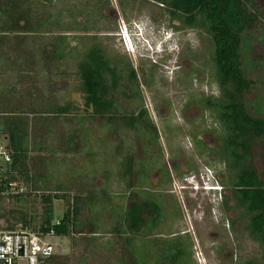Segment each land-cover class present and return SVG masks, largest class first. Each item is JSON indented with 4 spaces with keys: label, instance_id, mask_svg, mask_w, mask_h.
<instances>
[{
    "label": "trees",
    "instance_id": "16d2710c",
    "mask_svg": "<svg viewBox=\"0 0 264 264\" xmlns=\"http://www.w3.org/2000/svg\"><path fill=\"white\" fill-rule=\"evenodd\" d=\"M161 1L174 18L205 31L214 43L211 59L219 93L208 94L204 103L215 110L221 124V155L229 170L223 183L231 190L224 204L239 212L232 225L244 220L250 236L263 249L262 259L248 258L241 264H264V179L253 160L254 142L260 140L264 146V77L259 76L264 57L252 52L254 43L264 48V0ZM56 7V0H0V135L11 153L10 161L0 163V202L17 201L7 210L0 206V229L20 225L54 231L71 237L74 244L79 236L96 251L103 243L105 264H200L189 233L153 234L147 227L142 237L131 234L125 241V213L114 193L105 198L110 190H99L88 177L81 184L73 176L58 177L52 160H58L59 152L77 150L79 139L87 133L86 119L95 114L116 117L108 114L119 108L117 97H110L109 92L119 85L121 72L111 66L101 47L72 44L73 30L89 31L88 18L81 20L73 14L65 18ZM86 35L74 37L84 42ZM74 50L79 53L77 72L86 113H79L71 100L61 101L55 89L44 90L59 62ZM42 70L46 71L43 77ZM131 73L136 74L133 66ZM255 83L263 89L250 99L247 93ZM147 114L143 108L138 115L126 117L129 124H139L141 119L148 123ZM61 199L65 200L63 209L58 206ZM104 233L118 236L99 242ZM116 244L121 246L120 254H114ZM72 258L54 252L45 260L72 264ZM76 264H87L85 254Z\"/></svg>",
    "mask_w": 264,
    "mask_h": 264
},
{
    "label": "rangeland",
    "instance_id": "374dc122",
    "mask_svg": "<svg viewBox=\"0 0 264 264\" xmlns=\"http://www.w3.org/2000/svg\"><path fill=\"white\" fill-rule=\"evenodd\" d=\"M97 2L98 0H56V9H62L65 18L71 17L72 14L82 20L88 18L87 22H89V25H92V22L94 24V16H96L98 22L95 23L100 26L98 30L101 32L98 35L97 41L102 42L110 53L125 56L124 58L131 59L139 69L143 68V70L140 69V78L143 82L144 99H139L138 103L143 101L144 104L151 108L153 120L160 131L161 148L165 156L171 155L174 151V146L179 144H183L186 149L190 150L187 152L182 151L179 155L176 154L178 156L176 160L180 163L179 166L184 168L189 155L191 153L196 154L194 150H191V137H189L188 133L189 125L192 122L188 121V119H194L193 121L197 119L200 122L207 121L206 124L209 122V126L211 125V128L215 129L214 136L201 131V137L212 144H218L219 140L216 132L220 129L217 127L215 111L208 108L204 103L205 97L208 94L219 93V85L214 76L215 68L211 59L214 51L213 41L201 29H188L185 39L191 40V42L185 41L182 43V53L178 57L177 62L174 59L167 61V57L163 60L160 56L161 54H156L155 52L147 53L144 50H140L144 54V56L140 57L138 51L128 50L123 38L113 33L118 29V25L114 28L110 27L115 25L116 19H119L122 15V8L118 3L119 0H112L111 5L108 4L104 7L102 13L110 17H103V19L101 18V11L96 5ZM127 10V16H122L120 22L137 19L141 16L144 18L146 16L147 18V15L153 18V15H155L154 20L157 23H166L167 25L170 17L164 8H160L158 4L151 0H134L132 7ZM176 22L179 23L178 20ZM78 32L82 31L73 30L69 35L70 40L73 42L72 44L79 43L78 37H74L78 36L75 35L79 34ZM106 32L112 33L111 35H107ZM90 41V38H85L84 42L81 41L80 43L85 44V42L90 43ZM252 52L257 58H260V56L264 57V48L260 43H254ZM78 58V52L74 50L66 59L60 61L59 67L54 71L53 79L49 85L44 87V90L45 93H50V89H55L56 96L61 101L71 100L79 106V109H77L79 113H86L83 107L84 94L79 89L81 80L77 72ZM154 58L160 63H156ZM177 64L180 65L177 66ZM45 72L43 70L39 72L41 77H43L42 74L44 75ZM260 72L261 75L259 76L262 79L264 77V70ZM147 74L152 75L150 84H144ZM262 89L257 86V83L253 84L247 93L248 98L253 99ZM188 98L192 99L193 103L182 109ZM169 102L172 103V110L167 105ZM157 104L159 106L158 109L153 107ZM254 112L256 111L254 110ZM86 120V126H88L87 133L84 139H79L80 144L76 147L77 150L69 153L59 152L58 160H52V164L56 167L60 179L73 176L75 181L81 184L82 179L88 177L89 179L86 180L89 183L94 181L98 185L102 183L103 178L108 173L104 172V170L111 169L114 172L117 171L118 161L121 159L120 145H124L127 140L131 142L132 139H136V141L140 139L136 136L133 129L124 126L122 116L113 121L112 127L109 126L108 120L99 114H95L93 118H87ZM63 121L60 119L58 123L62 124ZM172 121L173 125H170L169 123H172ZM67 123L75 125L74 122ZM175 124L177 125L176 127H174ZM63 127L66 128V125ZM111 130L112 132H110ZM0 142L5 143L4 135H0ZM116 142L118 146L115 145ZM200 142L198 147L201 148L203 144ZM136 146L138 150L139 148L142 149L139 142L136 143ZM141 151L139 150L140 156L144 154ZM216 155V152L213 156L208 157L200 155L199 158L201 159L197 155H194L198 159L196 166L203 169L205 163L209 162L207 159L210 158V160L214 161L215 167L222 168L220 175L226 179L229 170L224 165L223 160L217 159ZM170 160L172 161V159ZM253 160L261 178L264 179V146L260 140L254 142ZM1 162L3 160L0 157ZM92 178L93 180H90ZM181 183L182 179L177 177V195L181 200L184 216L183 219L174 222L172 226L190 232L194 242L195 256L200 264H241L248 258L262 259V246L250 236L245 227V221L237 220L235 226H233L232 221L230 220L229 222L227 220L228 212L222 214L218 210V202L215 201H219L217 193L213 194L210 189L205 188L199 190L195 188H182ZM111 185L115 189L113 191L118 192L116 197L120 199L119 191L121 190L118 188L115 177L111 178ZM202 187L204 186L202 185ZM227 188L230 191L229 186ZM16 204L17 201L12 198L4 199L0 202V206L4 210ZM58 206L60 209H63L65 200L61 199L58 201ZM236 213H239L238 210L231 211V215H235ZM60 214L61 210L58 211V215ZM99 236L98 240L102 242V239H114L118 235L115 233H104ZM52 239L59 242L57 252L68 253L73 256L71 260L72 264L78 263L83 254H85L87 264H105L107 248L103 243L99 244L96 251L93 244H87L86 240L79 236L77 244H74L72 238L69 236L58 235L53 236ZM120 247V245L116 244L114 254L121 253ZM124 258H127V254ZM20 264L26 263L24 260H21Z\"/></svg>",
    "mask_w": 264,
    "mask_h": 264
},
{
    "label": "flooded vegetation",
    "instance_id": "af4514ba",
    "mask_svg": "<svg viewBox=\"0 0 264 264\" xmlns=\"http://www.w3.org/2000/svg\"><path fill=\"white\" fill-rule=\"evenodd\" d=\"M111 1L112 0H98L96 3L98 9L101 11L100 13L102 14V19L103 17H110L102 13V11H104V7L106 5H111ZM151 1L158 4L160 8H164L167 14H169L170 17L167 21V25L166 23H157L154 20L155 15H153V18L150 15H147V18L145 16L146 19L141 16L137 19L135 18L120 22V18L122 16H127V9L132 7L134 0H119L118 3L122 8V15L119 19H116V24L110 27L114 28L118 25V29L113 33L120 35V37L123 38L127 49L136 52L138 51L140 57L144 56L143 51L141 52L140 50H144L147 53L155 52L156 54H161L160 56L163 60L167 57V61H172L174 59L175 62H177L178 57H180L182 53V43L185 41L191 42V40H186L185 36L187 35L188 29L192 30L193 28L190 25L185 24L181 19L174 18L168 11L165 3L161 0ZM94 18V24L91 21L92 25H90V29L93 30L89 29V31L78 32L79 34L77 35L87 34V37L85 38L91 39L89 45L101 47L106 53V57L111 62V66H117L118 70L121 72L118 81L119 85L109 92L110 97H117L119 108L112 113H108H114L116 114V117H108L106 119L109 122V126L112 127L113 121L122 116V123L124 126L126 128L133 129L136 136L140 139L139 141L132 139L131 142L127 140L124 145H120L121 159L118 161L117 171L114 172L111 169L104 170V172H108L107 175H105L101 184L96 185L99 187V190H103L102 187H106L105 190H110V193L105 194V198L108 197V194L112 193L117 196L118 192L116 193V191H113L115 189L111 185V178H116L118 188L121 191H119L120 199L116 197L115 200L120 201L122 209L125 213L123 226L125 228L126 236L124 237V240L127 241V237L131 234L142 237L141 235L147 227H149V231L153 234H190L189 231L177 229L172 226L174 222L183 219L184 216L183 207L180 202L181 200L177 195V177L182 179V188H195L196 190L204 188L207 189L206 183H204V178L208 179L209 177H212L213 181L217 182L221 186V190H218L217 192L214 189H211L213 194L217 193L219 195V201L214 199L218 202V210L221 211L222 214L228 212L227 220L229 222L230 220L232 221V219L237 217L238 214L236 213L235 215H231V211H237V209L233 207L228 208L226 204H224L225 194L230 193L231 190L229 191L227 185L223 183L224 181L226 182L227 179H224L220 175L222 168L215 167L213 163L214 161L212 159L210 160V158L207 159L209 162L205 163V167L203 169L196 166V161L198 160L197 157L199 158L200 155L204 157L213 156L216 152L217 159H222L224 165L227 167V164L221 155V124L216 116V112V123L218 125L217 127L220 129L216 132L217 137L219 138L218 144L208 143L201 137V131L214 136L215 129L211 128V125L209 126V122L206 124L207 121L200 122L197 119L195 121H193L194 119H188V121L192 122L189 125L188 133L189 137H191V150H194L196 154L191 153L189 155V159L186 161V166L184 168L179 166L180 163L176 160L178 158L176 154L179 155L182 151H190L189 149H186L183 144L174 146V151L171 155L168 157L165 156V153L161 148L162 142L160 138V131L157 124L153 120L151 108L144 104L143 101L138 103L139 99H144V90L142 88L143 82L140 78V69L143 70V68L141 67L139 69L138 66L134 65L131 59L124 58L125 56L110 53L102 42L97 41L99 38L98 35H100L101 32L98 30L100 26L95 23L98 22V19L96 16H94ZM176 20H178L179 23H177ZM125 28L131 29L133 33V40L130 44L128 42L129 40L124 38L122 35ZM106 33L107 35H111L112 32ZM80 39L82 38L78 37V40ZM80 42L81 41H79V43L77 42L78 48H83L86 44L88 45V43H83V45ZM154 61H156V63H160L155 58ZM130 65L134 67L136 71L135 75L131 73ZM178 65L180 64H177V66ZM145 78L144 84H150L152 75L147 74ZM192 103V99L188 98V101L182 109ZM167 105L169 109H173L171 102L167 103ZM153 107L158 109L159 106L157 104ZM143 108L147 109L149 122L147 123L141 119L139 124H129V119L126 116L138 115ZM199 123L201 125H197ZM169 124L173 125V121ZM176 126L177 125L175 124L174 127ZM110 132H112V130ZM199 141L203 144L201 148L198 147V145H200ZM137 142H139L142 146V149L139 148V150H142L141 152L144 153L142 156L139 155V150L136 146ZM115 145L118 146V143L116 142ZM194 155H197V157L195 158ZM170 159H172V161ZM202 185L204 187H202ZM232 203L233 201L230 202V204ZM110 212L112 213L113 211L111 210Z\"/></svg>",
    "mask_w": 264,
    "mask_h": 264
},
{
    "label": "built area",
    "instance_id": "2783aa9c",
    "mask_svg": "<svg viewBox=\"0 0 264 264\" xmlns=\"http://www.w3.org/2000/svg\"><path fill=\"white\" fill-rule=\"evenodd\" d=\"M0 157L3 162L11 160V153L6 144L0 142ZM2 163V162H1ZM58 236L54 231L39 232L37 230L18 227L0 229V264H49L45 258L57 252Z\"/></svg>",
    "mask_w": 264,
    "mask_h": 264
},
{
    "label": "clouds",
    "instance_id": "9594fccd",
    "mask_svg": "<svg viewBox=\"0 0 264 264\" xmlns=\"http://www.w3.org/2000/svg\"><path fill=\"white\" fill-rule=\"evenodd\" d=\"M122 35L124 38L129 40V42H131L133 40V33H132L131 29L125 28V30L122 32ZM208 177H209V175H208ZM204 183H206L207 189H210V190L214 189L216 192L218 190H221L220 184H218L217 182H214L212 177H209L208 179L204 178Z\"/></svg>",
    "mask_w": 264,
    "mask_h": 264
}]
</instances>
